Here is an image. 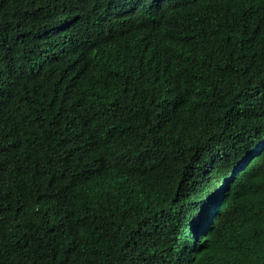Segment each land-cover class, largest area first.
<instances>
[{"label": "trees", "instance_id": "obj_1", "mask_svg": "<svg viewBox=\"0 0 264 264\" xmlns=\"http://www.w3.org/2000/svg\"><path fill=\"white\" fill-rule=\"evenodd\" d=\"M0 264H264V0H0Z\"/></svg>", "mask_w": 264, "mask_h": 264}, {"label": "snow or ice", "instance_id": "obj_2", "mask_svg": "<svg viewBox=\"0 0 264 264\" xmlns=\"http://www.w3.org/2000/svg\"><path fill=\"white\" fill-rule=\"evenodd\" d=\"M193 226H194V227L198 226V220H194V221H193Z\"/></svg>", "mask_w": 264, "mask_h": 264}]
</instances>
